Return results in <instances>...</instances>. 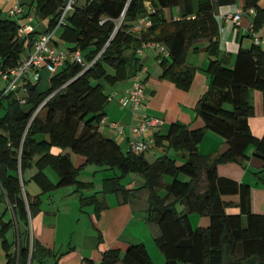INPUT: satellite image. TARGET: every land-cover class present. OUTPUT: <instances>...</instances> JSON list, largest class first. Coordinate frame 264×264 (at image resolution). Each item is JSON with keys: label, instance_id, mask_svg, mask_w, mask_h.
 <instances>
[{"label": "trees", "instance_id": "obj_1", "mask_svg": "<svg viewBox=\"0 0 264 264\" xmlns=\"http://www.w3.org/2000/svg\"><path fill=\"white\" fill-rule=\"evenodd\" d=\"M241 2L244 13L255 11L252 31L257 32L264 24V9L257 7V0ZM29 4L35 6L38 17L49 19L48 30H52L60 1L29 0ZM173 8L179 9L178 18L166 16L165 10ZM144 17L150 26L133 31ZM18 28L17 21L0 16V69L14 67L30 45V40L18 36ZM59 39L70 44L67 49L79 51L83 63H65L44 88H39L41 80L27 84L24 104L11 93L0 99V106L2 98L7 101L0 118V189L16 217L26 223L39 209V197H23L20 175L31 166L37 169L32 181L41 193H47L69 186L91 187L78 182L77 175L84 166L95 165L118 172L110 190L126 201L131 190L120 184L121 179L129 174L143 179L133 191L147 192V221L159 228L154 242L164 264H264V214L252 212L249 185L217 172L220 164L242 165L250 158L249 148L252 157L264 163V134L256 138L248 124L254 114L249 90L264 94L261 47L239 49L233 68L217 59L219 26L210 0H197L196 7L193 0H84L68 15ZM148 43L167 48L168 56H162L159 64L160 78L177 89L188 91L195 75V68L186 63L189 50L209 57L206 72L210 76L194 108L203 127L172 123L165 135L154 137L163 154L152 162L144 153L123 151L99 131L108 95L101 84L93 83L104 78L113 85L136 76L142 70L137 50ZM206 131L223 139L225 148L219 154L199 153ZM54 148L59 152L53 153ZM71 153L82 159L79 165L72 163ZM47 167L57 174L56 184L44 174ZM165 176L170 182L163 180ZM232 197L238 199L236 204L228 200ZM231 207L238 212L227 213ZM191 214L207 217L208 226L194 228ZM10 225V221L0 224L3 264H28L29 258L32 264L35 250L28 235L23 245L10 252L5 238ZM100 264L153 262L144 244L135 243L126 245L122 256L119 249L104 252Z\"/></svg>", "mask_w": 264, "mask_h": 264}, {"label": "crops", "instance_id": "obj_2", "mask_svg": "<svg viewBox=\"0 0 264 264\" xmlns=\"http://www.w3.org/2000/svg\"><path fill=\"white\" fill-rule=\"evenodd\" d=\"M22 1L0 0V13L4 14L3 17H8L9 9L17 4L24 5L25 3ZM25 1L29 3V0ZM83 1L81 0L79 4ZM210 1L213 16L219 26L217 59L225 66L233 68L238 50L249 49L253 45V35H264V24L257 32H253L254 16L244 13L241 24L237 27L226 17L238 10H243L241 0ZM193 4L196 7L197 0H193ZM257 7L264 9V0H257ZM29 12L30 5L22 17L14 20L23 24L25 16H30ZM165 14L178 18L179 9L175 8V12L165 10ZM33 27L35 35L48 30V24ZM54 45L57 48L65 47L59 37L55 40ZM261 49L264 52V46ZM27 50L28 48L25 52ZM137 56L142 64L140 76L144 78L145 83L143 112L163 121L160 127L153 130L154 137L165 135L172 123L187 125L191 129L203 127V122L196 116L194 108L197 100L210 84V76L206 72L209 57L203 51L198 53H194L192 50L188 51L186 63L195 68V75L189 90L184 92L177 89L170 81L160 78L159 64L162 56L156 50L146 49ZM41 74L40 80L45 79L46 82L50 80L46 70H43ZM132 81L133 77L113 85L105 83V93L113 94L114 98L107 101L105 115L99 126V131L104 136L116 141L123 151H129L130 127L135 126L138 122V119L133 117L131 110L122 107L119 103L120 97L131 87ZM249 102L254 109L253 116L248 119L249 128L253 136L261 138L264 134V94L250 89ZM111 121L124 126V133L121 136L115 135L108 128V123ZM154 148L163 154L161 148L156 146ZM224 148L225 144L221 137L206 131L198 146V151L201 155H215L222 152ZM52 152L59 151L54 148ZM248 154L250 158L242 165L237 163L220 164L217 167V172L220 177L249 185L252 212L264 214V163L252 157V148L248 149ZM144 157L147 161L152 162L147 158V152L144 153ZM70 158L75 166L82 162L79 156L70 154ZM177 159V163L180 164L182 160ZM83 170H87V176L85 175L82 180L77 181L91 184V187L77 189L75 186H69L56 188L47 193H41L40 188L32 181V177L37 172L36 167L22 173L20 179L23 197L34 198L37 196L40 200L39 209L28 216L26 223L16 217L0 190V224L10 221L11 225L8 231L11 227H15L17 236V245L13 246L7 238L8 231L5 234L6 240L11 245L10 252L16 251L20 243L23 245V241L28 235L29 245L31 247L33 244L35 250V259L32 264H100L104 252L110 249H119L122 256L126 245L135 243H143L151 259L152 253L157 256L154 239L159 235V228L156 224L147 221V192L145 190L133 191V189L142 186L143 179L137 176L134 181L129 180L126 184H122L121 179L120 184L131 190L126 201L120 193L110 190L111 180L118 175L116 170L95 165H86L80 171ZM44 174L52 184L58 182L59 178L51 168H45ZM163 180L165 181V177ZM91 198L89 203H83V199ZM133 198H143L146 201V206L142 205L138 212L133 210L130 203ZM228 200L234 204L238 202L236 197L228 198ZM97 208H100L98 215ZM179 210H182L181 206H179ZM226 211L227 213H237L238 209L231 207ZM6 215L9 216L8 219L5 218ZM189 220L194 228H205L209 223L207 217L197 214H191ZM20 234L22 237L19 236ZM0 251V264H3L5 254L1 248V239Z\"/></svg>", "mask_w": 264, "mask_h": 264}, {"label": "built area", "instance_id": "obj_3", "mask_svg": "<svg viewBox=\"0 0 264 264\" xmlns=\"http://www.w3.org/2000/svg\"><path fill=\"white\" fill-rule=\"evenodd\" d=\"M60 12L56 25L52 30H47L41 34L35 35L32 17L25 16V22L19 24L17 34L20 38H25L29 42L28 50L23 52L16 65L12 68L0 69V77L6 81L7 86L1 92L0 99L9 93L14 94L19 99L20 104L25 103L26 85L34 84L42 78V71L46 70L48 79L56 75L59 69L65 63H83L79 51H71L67 48H57L54 45L56 31L65 26L68 15L74 10L75 6L79 5L81 0H59ZM149 5V3H147ZM244 10H238L232 15L226 17L227 20L239 27L242 21ZM249 15H254L253 9L248 10ZM24 15L22 4L14 5L8 11V16L13 19H19ZM148 17L140 19L133 31H138L143 27L150 26ZM252 42L255 46H264V35L252 36ZM156 50L161 56L167 57V48L160 43L143 44L138 50L137 55H141L144 50ZM93 62L85 65L88 68ZM140 72L133 77L132 85L120 97L119 103L122 107L129 108L134 118L138 122L135 126L130 127L129 152L135 155L143 154L155 146V138L153 130L160 127L163 121L157 117H152L143 112V101L145 95L144 78L140 76ZM22 94H19V91ZM114 98V95H108L107 101ZM38 111V110H37ZM36 111V112H37ZM103 121V120H102ZM108 128L117 136L124 133V126L121 123L109 122Z\"/></svg>", "mask_w": 264, "mask_h": 264}, {"label": "rangeland", "instance_id": "obj_4", "mask_svg": "<svg viewBox=\"0 0 264 264\" xmlns=\"http://www.w3.org/2000/svg\"><path fill=\"white\" fill-rule=\"evenodd\" d=\"M23 3H25L24 5H23V8H24V11H27V8H28V6L30 5L27 1H25V0H23L22 1ZM29 4V5H28ZM173 10V12H175V8H173L172 9ZM29 14H30V16L32 17V25L33 26H38V27H40V26H46L47 24H48V18H40V17H38L37 15H36V13H35V6L34 5H31L30 6V12H29ZM0 16H4V14H1L0 13ZM9 17V16H8ZM10 19H12V20H14L13 18H11V17H9ZM63 28H64V26H62V27H60L57 31H56V33H55V39H57V37H59L60 36V34L62 33V31H63ZM63 46H65V47H68V46H70V44H64ZM28 48V47H27ZM26 48V49H27ZM25 49V50H26ZM107 69H108V72H113L109 67H107ZM93 83L95 84V83H99V84H101L102 86H103V88H104V92H106L105 91V89H106V87H105V83H107L106 81H105V79L104 78H102V79H100V80H98V81H93ZM48 84H47V82H46V80L45 79H42L41 80V82L39 83V88H44L45 86H47ZM6 86H7V83H6V81H4L1 77H0V95H1V92L6 88ZM19 94H22V91L20 90L19 91ZM1 106H0V118L3 116V114L5 113V109H6V106H7V101H6V99H4V98H2V100H1ZM101 129H103V127H101ZM155 147V146H154ZM152 148V149H150L149 151H147V158L150 160V161H153V160H155L157 157H159V156H161L162 154L160 153V152H158L157 150H156V148ZM75 154H72L71 153V156H74ZM169 155L172 157V158H176V157H174L175 155L173 154V152H169ZM77 156V155H76ZM176 160H178V159H176ZM33 167H35V166H31V168H33ZM31 168H29V169H31ZM29 169H27V170H29ZM26 171V170H25ZM24 171V172H25ZM87 171V170H86ZM86 171H79V173H78V175H77V180H82L83 179V177L86 175L87 176V173H86ZM23 172V173H24ZM89 173V172H88ZM135 177H137L136 175H134V174H129V175H127L125 178H123L122 179V184H126L129 180H131V181H134V179H135ZM181 178H184V177H181ZM142 179V178H141ZM167 180V181H166ZM168 180H170L169 179V177H167V176H165V182H168ZM1 190V189H0ZM163 192V191H162ZM130 203H131V205H132V207H133V210H135V211H137L138 212V210L140 209V207L142 206V205H144V206H146V201H144L143 200V198H139V199H135V198H133V199H131V201H130ZM6 219H8L9 218V216L8 215H6V217H5ZM20 237H22V234H20L19 235ZM7 238L10 240V242H12V244H13V246L14 245H17V236L15 235V227H11V229L8 231V233H7ZM156 246V245H155ZM157 247V246H156ZM1 252V251H0ZM2 254V253H1ZM156 255L157 256H155V254L154 253H152V262H153V264H164V259H163V256H162V254L159 252V250H158V248H157V250H156ZM157 257H158V259H160V260H158L157 259ZM158 260V261H157ZM244 264H248V263H244Z\"/></svg>", "mask_w": 264, "mask_h": 264}, {"label": "water", "instance_id": "obj_5", "mask_svg": "<svg viewBox=\"0 0 264 264\" xmlns=\"http://www.w3.org/2000/svg\"><path fill=\"white\" fill-rule=\"evenodd\" d=\"M29 262H30V258L28 259V264H29Z\"/></svg>", "mask_w": 264, "mask_h": 264}]
</instances>
